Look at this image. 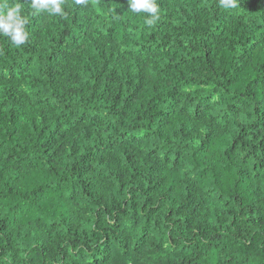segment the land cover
I'll return each mask as SVG.
<instances>
[{"label":"trees","instance_id":"16d2710c","mask_svg":"<svg viewBox=\"0 0 264 264\" xmlns=\"http://www.w3.org/2000/svg\"><path fill=\"white\" fill-rule=\"evenodd\" d=\"M156 2L0 0V264H264V0Z\"/></svg>","mask_w":264,"mask_h":264},{"label":"clouds","instance_id":"9594fccd","mask_svg":"<svg viewBox=\"0 0 264 264\" xmlns=\"http://www.w3.org/2000/svg\"><path fill=\"white\" fill-rule=\"evenodd\" d=\"M85 0H75L77 5L83 4ZM64 0H31L32 8L36 12L44 11L50 16H65L62 5ZM128 8L134 13H147L145 23L152 26L159 20V6L156 0H127ZM220 6L224 9L235 8L236 0H220ZM21 5L9 7L0 4V36L9 38L12 45L19 47L28 40L26 31V18L21 15Z\"/></svg>","mask_w":264,"mask_h":264}]
</instances>
